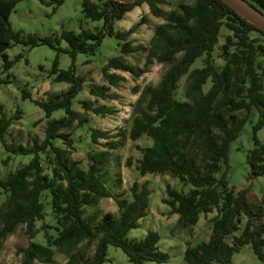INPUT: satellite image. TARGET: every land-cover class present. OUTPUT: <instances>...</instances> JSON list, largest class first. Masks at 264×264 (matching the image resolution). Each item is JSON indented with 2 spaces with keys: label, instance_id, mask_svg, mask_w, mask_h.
<instances>
[{
  "label": "trees",
  "instance_id": "trees-1",
  "mask_svg": "<svg viewBox=\"0 0 264 264\" xmlns=\"http://www.w3.org/2000/svg\"><path fill=\"white\" fill-rule=\"evenodd\" d=\"M21 1L0 0V58L5 62L4 71H10L22 58L9 60L7 51L17 44L29 49L48 46L58 52L65 51L70 55L72 65L68 70H61L59 57L55 59L51 71L54 81L67 83L69 88L53 100L33 99L28 91L23 95L24 99L30 98L44 110L48 119L59 110L66 112V116L48 123L43 142L35 140L31 146L9 143L6 136L14 122L21 120V111L8 118L0 104V143L10 154L33 157L29 163L0 178V191L5 195L0 204V249L6 239L23 226L31 240L43 231L46 242H31L27 247L18 248L17 255L22 257L20 264H54V248L69 257L68 264H105L109 246L122 249L132 264H164L170 260L169 254L159 248L157 232L149 231L139 242L128 238L147 216L150 192L146 185L139 187L135 183L131 200L115 198L119 217L107 214L99 221L97 216L85 217L86 207L114 198L107 188L112 178L111 151L121 149L123 140L94 129L91 140L95 144L103 140V150L93 153L90 163L84 167L73 157V139L61 133L71 130L75 124L83 126L87 122L80 112L72 109L85 82L76 72L79 54L94 56L107 37L115 38L122 42L121 54L111 57L103 67L105 82L118 87L126 80L111 71L129 73L135 79L142 76V70L127 60V56L143 50L133 47L130 41L136 29L120 31L116 29V23L146 4L155 18H164L165 22L154 31L145 64L157 62L168 69L157 87L149 86L142 91L132 113L130 130L120 129L119 135H128L132 141L143 137L152 140L149 147H137L141 152L137 162L141 176L169 175L192 187L188 193L167 189V198L163 202L170 208L169 215L178 216L177 228L192 231L202 215L218 211L212 220L210 239L187 246L186 264H234V256L246 245H251L264 263V223L256 222L264 218V195L260 204L254 206L248 197L251 187L237 190L228 180L231 147L248 123L252 125L253 147L246 155L247 181L264 178V140L259 137V132L264 131V31L222 0L181 2L167 16L161 7L165 0H136L132 4L116 0H84L85 17L92 22H103L95 32L63 31L54 38L37 35L23 38L10 24L11 14ZM56 1L60 6L67 0ZM246 1L264 15V0ZM222 28L230 34L223 46L225 65L219 69L213 53ZM62 41L68 43L67 49L61 48ZM203 57V67L192 69ZM185 76V100H179L177 91ZM209 82L210 87L206 90ZM97 96L107 98L105 93ZM82 105L97 116L113 113L105 107H92L90 101H84ZM254 113L255 121L252 119ZM57 140H62L64 146L56 145ZM48 151L45 164L51 167V176L45 172L41 160V155ZM131 163L129 160L128 166ZM44 191L50 193L58 225L57 236L49 232L51 227L45 222ZM243 219V231L237 236ZM38 222H42L40 229ZM83 243L85 250L80 251ZM93 247L94 253L89 257L88 251Z\"/></svg>",
  "mask_w": 264,
  "mask_h": 264
},
{
  "label": "rangeland",
  "instance_id": "rangeland-1",
  "mask_svg": "<svg viewBox=\"0 0 264 264\" xmlns=\"http://www.w3.org/2000/svg\"><path fill=\"white\" fill-rule=\"evenodd\" d=\"M23 0L17 4L11 14L10 24L15 32H20L23 38L30 35H37L40 38L56 37L63 31L80 32L87 30L95 32L101 28L103 22H92L88 20L83 13L84 0H67L64 4L57 6L56 0ZM181 2L193 4L191 0H165L162 9L167 16L171 11L177 9ZM49 3V4H48ZM164 18H155L144 4L127 13L123 20L116 23V29L128 32L135 28L136 31L130 36L133 47L142 48L127 56V60L142 70V76L135 79L131 74L119 72L124 75L126 80L118 87L108 85L103 79V67L111 57L121 54L122 42L115 38L107 37L94 56L79 54L76 61V72L85 79L83 91L74 99L72 109L81 113L83 119L87 122L82 126L75 124L71 130H63L61 133L69 135L74 141V159L80 161L84 167L90 163V156L103 150L104 141L99 140L95 144L91 140V134L94 129L106 131L113 138L119 137L123 140V146L117 151H111L110 169L111 181L107 185L109 192L114 197L101 200L97 206L86 207L85 217L89 219L97 216L98 220L107 214L120 216L115 198L132 199L131 189L135 183L139 187L146 185L150 192V207L147 216L139 222V227L130 232L128 238L130 241L139 242L149 231H155L160 235L159 248L164 253L169 254L170 260L164 264H186L185 251L188 245L207 242L212 233V220L218 215L214 211L208 215H202L199 223L192 231L180 230L177 228V215H169L170 208L164 204L163 200L167 198V189H176L183 193H188L192 187L183 185L179 180L169 175H147L141 176L137 170V162L141 158L140 147H149L152 140L143 137L138 141H132L128 135L122 137L119 130L126 132L130 130L132 122V113L142 91L147 87H157L162 80L167 66L157 62L147 66L146 51L150 48L154 31L159 24L164 23ZM230 34L226 28H222L219 35V42L214 51L216 66L222 69L225 65L223 55V46L226 37ZM254 37L256 36L253 35ZM61 48L67 49L68 43L61 42ZM10 61H15L19 56L13 68L4 71V59L0 58V104L4 108V115L8 118L13 117L20 110L21 120L15 121L11 126L6 138L9 143L16 142L19 145L31 146L35 140L43 142L46 137V128L48 123L54 119H60L66 116L65 110H59L54 113L51 119L46 117L45 111L36 106L30 98L24 99L26 91L31 93L33 99L44 102L53 100L59 93L69 88L67 83H57L51 74L54 61L59 57L61 70H68L72 65V59L65 51L58 52L48 46H39L29 49L22 44L14 45L7 51ZM181 55L179 56V59ZM205 58H199L192 69L202 68ZM116 73L115 71H111ZM187 76H185L178 87L177 98L185 100V91ZM210 82L206 90L210 87ZM137 90V92H136ZM100 93L107 95L106 99L97 96ZM90 101L92 107H105L112 114L106 116H97L92 111L84 109L82 102ZM253 121L257 119L256 113L252 115ZM259 137L264 140V131L259 132ZM56 145L64 146L62 140H57ZM253 147L252 125L246 124L240 137L233 143L230 152V171L228 180L237 190L250 186L249 201L252 205L258 206L264 195V178H257L248 183L249 166L246 161L248 150ZM41 155L44 163L45 172L51 176V167L47 166V154ZM32 156L13 155L7 152L2 143H0V178L7 177L10 173L19 167L31 161ZM131 160V165L128 162ZM5 195L0 191V204L4 201ZM42 201L45 204L47 214L46 224L51 228L49 232L55 236L58 235L57 221L52 209V200L49 191H44ZM257 224L264 223L262 220L256 221ZM245 219L241 224V229L236 233L239 236L244 228ZM42 222L37 223L40 229ZM1 228V225H0ZM228 241L231 242V239ZM31 242L45 244V233L41 231L37 237L31 240L25 234V227L21 226L13 235H10L0 249V264H20L21 256L17 255L18 248L27 247ZM86 244L83 243L80 251L85 250ZM55 249L54 264H68L69 257ZM94 253V247L88 251L91 257ZM234 264H264L254 253L251 245H246L240 253L233 258ZM36 264H42L37 262ZM105 264H132L122 249L109 246L107 251V262ZM145 264H159L155 262H146ZM217 264V263H213Z\"/></svg>",
  "mask_w": 264,
  "mask_h": 264
},
{
  "label": "water",
  "instance_id": "water-1",
  "mask_svg": "<svg viewBox=\"0 0 264 264\" xmlns=\"http://www.w3.org/2000/svg\"><path fill=\"white\" fill-rule=\"evenodd\" d=\"M120 3L132 4L136 0H116ZM241 14L245 15L251 23L257 26L259 29L264 31V15L251 6L246 0H222Z\"/></svg>",
  "mask_w": 264,
  "mask_h": 264
},
{
  "label": "crops",
  "instance_id": "crops-1",
  "mask_svg": "<svg viewBox=\"0 0 264 264\" xmlns=\"http://www.w3.org/2000/svg\"><path fill=\"white\" fill-rule=\"evenodd\" d=\"M130 13V12H129ZM116 73H118L119 74V71H117ZM121 76H123L124 77V75H122V74H120ZM125 78V77H124ZM126 79V78H125Z\"/></svg>",
  "mask_w": 264,
  "mask_h": 264
}]
</instances>
